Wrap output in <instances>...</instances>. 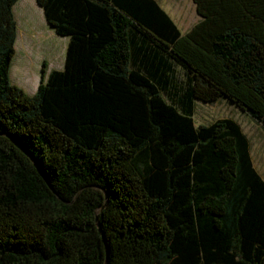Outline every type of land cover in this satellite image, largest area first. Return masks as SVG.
I'll list each match as a JSON object with an SVG mask.
<instances>
[{"label": "trees", "instance_id": "trees-1", "mask_svg": "<svg viewBox=\"0 0 264 264\" xmlns=\"http://www.w3.org/2000/svg\"><path fill=\"white\" fill-rule=\"evenodd\" d=\"M20 0H0V264H264V178L227 99L264 127V0H35L67 37L12 83ZM176 66L182 68L179 78Z\"/></svg>", "mask_w": 264, "mask_h": 264}, {"label": "rangeland", "instance_id": "rangeland-1", "mask_svg": "<svg viewBox=\"0 0 264 264\" xmlns=\"http://www.w3.org/2000/svg\"><path fill=\"white\" fill-rule=\"evenodd\" d=\"M31 1V2H30ZM172 17L181 33H186L199 19L193 0H158ZM16 8L19 24L16 41L17 55L12 68V83L32 95L38 88L43 62L48 70L64 68L68 38L56 35L44 18L42 8L35 0H24ZM30 2V3H28ZM49 28V31H47ZM179 78L182 68L176 66ZM229 117L240 123L252 144L254 165L264 178V127L227 99L216 103L197 101L196 124H207L218 118Z\"/></svg>", "mask_w": 264, "mask_h": 264}, {"label": "crops", "instance_id": "crops-1", "mask_svg": "<svg viewBox=\"0 0 264 264\" xmlns=\"http://www.w3.org/2000/svg\"><path fill=\"white\" fill-rule=\"evenodd\" d=\"M24 0H20L16 5H15V7H14V12H15V16H16V8H17V6L20 4V3H23L24 4V2H23ZM27 1H29V0H27ZM31 2V1H30ZM30 2H28V3H30ZM43 11V10H42ZM18 22V21H17ZM18 28H19V24H18ZM47 31H49V28H47ZM49 32H51V34L53 33L52 32V30L51 31H49ZM16 50H17V48H16ZM17 52V51H16ZM16 55H17V53H16ZM13 65H14V63H13ZM13 68V67H12ZM11 74H12V69H11ZM11 78H12V75H11ZM251 154H252V150H251ZM252 158H253V154H252ZM253 161H254V159H253ZM258 170V169H257Z\"/></svg>", "mask_w": 264, "mask_h": 264}]
</instances>
